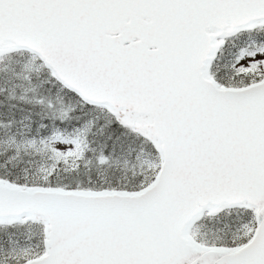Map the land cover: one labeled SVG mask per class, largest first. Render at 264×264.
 <instances>
[{"label":"snow or ice","instance_id":"1","mask_svg":"<svg viewBox=\"0 0 264 264\" xmlns=\"http://www.w3.org/2000/svg\"><path fill=\"white\" fill-rule=\"evenodd\" d=\"M0 264H264V0H0Z\"/></svg>","mask_w":264,"mask_h":264}]
</instances>
